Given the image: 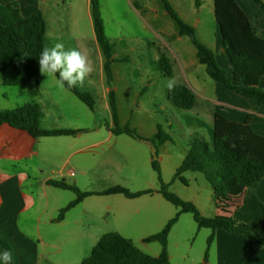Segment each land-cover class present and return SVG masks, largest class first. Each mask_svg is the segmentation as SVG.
Returning <instances> with one entry per match:
<instances>
[{
	"label": "crops",
	"instance_id": "obj_1",
	"mask_svg": "<svg viewBox=\"0 0 264 264\" xmlns=\"http://www.w3.org/2000/svg\"><path fill=\"white\" fill-rule=\"evenodd\" d=\"M10 1L13 0H0V3L6 4ZM15 1L19 3L24 16L40 9L46 19V7H42V4L46 5L50 2L49 0ZM69 1L75 2L74 0ZM77 1L84 3L86 15L94 29L92 0ZM197 1L169 0L179 16L193 25L196 30L201 25L204 14L215 15L214 0H199V5H197ZM236 1L246 17L259 29V38L264 42V11L261 6L254 0ZM99 2L103 8L104 0H99ZM129 2L133 12L143 17L158 19L170 15L164 0H129ZM153 30L157 33H164L162 27ZM214 38L213 43L207 46L215 52L219 63L229 73H232L233 68L222 44L216 16ZM96 42L98 45L97 37ZM96 47L99 54L100 70L103 71L107 79L104 70V53L100 45ZM113 57L116 60L125 58L115 55ZM202 65L198 58L186 62V81L180 83L188 86L195 94V104L187 110L191 111L196 121L203 120V116H207L214 136L216 113L239 124L245 123L248 114L251 113L250 127L254 133L264 137V104H259L252 97L228 89L226 85L213 80L210 76L208 79L199 75ZM45 76L42 75V81L35 89L22 87V90L14 92L17 99L22 97L24 100L17 105L37 103L42 114L40 124L44 129H78L80 132L76 135L35 137L28 131L13 127L8 123L0 124V236L8 241L13 248L11 264H68L64 260L62 263L57 259V255L63 252L62 243L89 240L94 247L105 233L112 231L132 239L140 249L150 253L148 245L150 242H145L144 239L161 231L169 219L174 216H171L170 208L164 206L159 198L163 197L158 192L159 180L151 179L150 181V169L149 166H146V177L141 181L144 185L130 190L140 191L152 188L155 191L136 198H128L121 193L103 194L102 192L108 188L92 187V184L98 181L96 175H101V165H105L107 161L101 157L99 149L108 139L117 136L111 130L113 123L105 128L102 124L95 122L93 137H91L89 133L92 129L89 124L92 120V109L68 88L58 87L57 77ZM45 78L47 79L46 83ZM105 85V105L111 111L110 93L114 90L117 96L118 87L111 86V88L108 80ZM260 85L264 87V76ZM6 87L0 72V109L14 108V106L9 107L8 105L10 90H6L8 89ZM93 115H95L94 112ZM157 132L158 129L155 131V135ZM213 136L211 141H204L212 143ZM188 150L189 145L186 154ZM91 153L99 156L92 158ZM151 162L152 153L146 157V163L151 165ZM49 180H65L78 186L82 191H93L96 194L86 197L68 210L62 219H58L61 210L75 200L77 195L71 190L50 185ZM187 180L189 182V179ZM205 181H207L206 178ZM209 186L212 203L216 210L212 215H205L201 212L206 217H213L220 211L214 201L213 189L210 184ZM69 192L72 194H67ZM116 195L123 196L111 198ZM111 200H114L113 204L107 203ZM190 201L195 202L197 207L199 206L196 200ZM183 214L172 227L168 239L169 257L175 264L182 263L174 260L175 254L172 251L171 239L177 233ZM230 214L253 232H264V178L245 190L239 203L230 207ZM108 221L114 223V227H108L110 224ZM116 221L118 222L117 226ZM198 228V232L202 228H207L210 229V234L212 233L211 228L199 226ZM47 233H50L51 236H47ZM210 234L207 237V244ZM207 244L202 256L193 260L192 264H264V246L251 248L252 244L245 236H234L223 230H216L215 238L206 258ZM45 247H51L55 251H47V249H43ZM5 250L7 249L0 242V255ZM160 252L150 254L157 256ZM183 259L185 260L187 257L183 256ZM0 264H4V262L0 260Z\"/></svg>",
	"mask_w": 264,
	"mask_h": 264
},
{
	"label": "trees",
	"instance_id": "obj_2",
	"mask_svg": "<svg viewBox=\"0 0 264 264\" xmlns=\"http://www.w3.org/2000/svg\"><path fill=\"white\" fill-rule=\"evenodd\" d=\"M254 1L264 11V0ZM164 3L168 13L179 26V34L189 36L196 46V56L200 63L206 66L208 75L213 80L226 85L228 89L252 97L259 104H264V87L260 85L264 76V42L259 38V29L246 17L238 2L236 0H214L215 16L220 28L222 44L233 68L232 73H229L219 63L215 52L197 38L195 27L179 16L169 0H164ZM197 5H199V0ZM92 15L96 37L105 56L104 70L108 83L111 84L113 81L112 64L116 59L113 57L114 45L106 35L99 0H92ZM46 33L47 21L40 9L24 16L17 1L0 3V72L5 85L31 89L40 85L42 74L39 71L38 58L42 49L46 47ZM160 62L164 70L170 74L171 65L164 53L160 56ZM65 87L92 110L95 109V100L89 92L82 91L78 86L69 88L65 84ZM168 98L181 109H191L196 101L194 92L184 84L176 85L174 90L169 91ZM110 107L113 133L142 138L128 125H120L119 108L114 90L110 93ZM41 115L37 103H26L12 109H0V124L8 123L13 127L28 131L35 137L76 135L80 132L78 129H44L40 124ZM251 117L252 114L249 113L246 122L239 124L216 113L212 143L191 138L189 150L174 174V180L178 179L188 184L184 176L185 172L202 173L213 189L214 201L220 213L213 217H206L193 201L183 199L172 192L169 189V183L163 180L158 159L152 156L151 165L157 172L160 183L158 192L178 208L177 213L169 219L161 231L144 239L145 242H160L162 246L160 254L155 256L147 253L140 249L132 239L112 231L105 233L99 239L89 256L85 257L81 264H175L169 257L168 239L172 227L183 213H191L199 227L212 229L208 238L206 258L215 238V231L219 229L230 235L245 236L252 244L251 248L264 246V232L254 233L230 214V207L239 203L245 190L264 178V137L254 133L250 127ZM150 140L158 148L159 145L171 141V137L159 127L155 137ZM48 183L71 190L77 195L75 200L61 210L58 219H62L68 210L86 197L96 194L93 191H82L78 186L65 180H49ZM154 191L152 188L131 191L122 185H115L102 193H121L128 198H136ZM0 242L11 252L13 260L11 244L1 236Z\"/></svg>",
	"mask_w": 264,
	"mask_h": 264
},
{
	"label": "rangeland",
	"instance_id": "obj_3",
	"mask_svg": "<svg viewBox=\"0 0 264 264\" xmlns=\"http://www.w3.org/2000/svg\"><path fill=\"white\" fill-rule=\"evenodd\" d=\"M49 1L46 5L42 4L47 11L46 47L62 43L65 49L78 48L89 57L93 65V71L83 85H77L82 91L89 92L95 100V111L91 110L92 120L89 124L92 129L89 134L93 137L95 122L102 124L105 128L113 123L111 111L105 105L107 79L100 70L96 33L86 15L82 1L74 0V3L69 0ZM101 13L106 35L114 45L113 55L125 57L113 62V83L110 84V87H118L116 99L119 122L121 126L128 125L134 129L142 138L116 134L117 136L108 139L99 149V154L107 161L105 165H101V175H96L98 181L94 182L92 187L109 188L122 185L129 189H136L144 185L141 181L146 177V166L150 169V181L151 179L157 181V172L146 163V157L152 152L143 139L154 138L155 131L161 127L171 137V141L158 146L156 156L161 165L163 180L169 183V189L172 192L183 199L196 200L200 211L205 215H212L216 209L212 203L211 188L202 173H185V177L189 179L188 185L173 179L177 168L186 156L190 139L211 141L213 136L212 126L207 116H203V120L196 121L190 110L177 107L168 98L169 90L166 87V81L174 78L177 81L176 85L186 81L185 63L191 59H197L196 46L189 36L179 34V26L170 15L158 19L140 16L130 8L129 0H104ZM158 27H162L164 33L153 30ZM214 31L215 15L204 14L201 25L196 30L197 38L205 45H211L215 39ZM162 53L169 59L170 74L161 65ZM199 75L209 79L205 66L202 65ZM46 80L45 78V83ZM6 88L10 90L9 107H16L18 103L24 101L22 97H20L21 100L17 99L14 94L22 90V87L7 86ZM90 156L93 158L99 155L91 153ZM117 196L123 195L111 198H117ZM159 198L164 206L170 208L171 216L175 215L177 207L163 197ZM107 203L113 204L114 200ZM108 223H110L108 227L115 225L110 221ZM198 231L193 215L183 214L177 233L171 239L175 261L192 264L193 260L202 256L210 229L202 228L200 232ZM47 236H51L50 233H47ZM148 245L150 253H159L162 249L158 241L150 242ZM62 247L63 252L57 255L58 261L81 264L83 259L91 253L93 243L89 240H77L62 243ZM43 249L55 251L51 247ZM183 256L187 259L184 260Z\"/></svg>",
	"mask_w": 264,
	"mask_h": 264
},
{
	"label": "clouds",
	"instance_id": "obj_4",
	"mask_svg": "<svg viewBox=\"0 0 264 264\" xmlns=\"http://www.w3.org/2000/svg\"><path fill=\"white\" fill-rule=\"evenodd\" d=\"M39 71L42 75L57 77L56 84L63 89L65 84L75 87L83 85L92 73L93 65L89 57L78 48L65 49L62 43H55L52 47H44L38 58ZM177 81L172 78L166 81V87L171 92ZM4 264H11L12 254L5 250L0 255Z\"/></svg>",
	"mask_w": 264,
	"mask_h": 264
},
{
	"label": "water",
	"instance_id": "obj_5",
	"mask_svg": "<svg viewBox=\"0 0 264 264\" xmlns=\"http://www.w3.org/2000/svg\"><path fill=\"white\" fill-rule=\"evenodd\" d=\"M145 141V143L148 145L149 149L151 150L152 152V156L154 158H156L157 156V151H158V148L156 147V145L153 143L152 140L150 139H143Z\"/></svg>",
	"mask_w": 264,
	"mask_h": 264
}]
</instances>
